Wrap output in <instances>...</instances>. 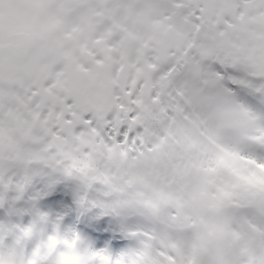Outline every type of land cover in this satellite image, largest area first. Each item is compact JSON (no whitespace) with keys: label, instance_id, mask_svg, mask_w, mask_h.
Listing matches in <instances>:
<instances>
[{"label":"snow or ice","instance_id":"1","mask_svg":"<svg viewBox=\"0 0 264 264\" xmlns=\"http://www.w3.org/2000/svg\"><path fill=\"white\" fill-rule=\"evenodd\" d=\"M146 3L180 39L127 72L120 58L97 68L95 77L118 94L109 110H76L58 73L0 75L4 179L39 163L134 189L153 210L167 207L148 250L131 261L97 254L96 264H207L219 243L229 264H264V70L245 71L217 50L246 15H264V0Z\"/></svg>","mask_w":264,"mask_h":264},{"label":"rangeland","instance_id":"2","mask_svg":"<svg viewBox=\"0 0 264 264\" xmlns=\"http://www.w3.org/2000/svg\"><path fill=\"white\" fill-rule=\"evenodd\" d=\"M106 1L109 3L104 7L98 6L95 9L97 29L94 49H92L93 63L85 66L79 54L75 52L74 46L64 52L67 53L69 61L70 85L66 94L71 97L73 107L79 111L109 110L117 103L118 94L114 88L95 77L97 68L111 67L113 61L120 58L127 72L128 67L139 60V50L143 56L152 51H164L174 46L180 39L176 26L165 16L150 9L146 0ZM80 2L81 0H78L73 9L77 16H79ZM101 2L105 3V0ZM28 18L22 8L21 22L27 24ZM69 32V37L73 38L72 44L76 42L75 45L85 37L78 20L70 23ZM71 32H75L78 39ZM217 50L221 55L238 63L245 71L264 70V15L257 13L246 15L230 35L226 34L223 37V43ZM28 59L19 64L16 63L18 61L12 62L0 58V75L18 79H36L38 75L43 77L44 75L37 74L32 61ZM44 62L50 67L56 66L53 61ZM39 67L41 71L42 66ZM53 73L55 72L52 71L51 74ZM208 87L212 91L216 86L210 83ZM119 102H126L123 94L119 95ZM26 127L32 130L35 127L34 121L29 122ZM3 170L8 171L7 168ZM106 194L108 197V193ZM101 199L105 198L102 196ZM54 201L56 204L51 202V198L44 197L39 201L37 213L28 210V213L21 216L23 218L20 227L24 229L26 235L20 241H16L8 228L0 225V258H6L7 264H64L68 258H71L75 264H96L97 254L108 256L113 260L131 261L137 254L149 249L148 236L154 230H162L160 217L167 212V207L163 204L153 210L145 203L146 214L141 218L133 216L122 218L123 229H121L115 217L111 219L105 213L99 214L98 211L101 209L95 211L97 215L91 222L93 225H88L85 212H80L78 209L76 212L70 208L71 201L68 202L66 194L60 201L54 197ZM52 207L57 209V215L53 214L55 211L51 210ZM42 213L45 217L44 221H38L33 216ZM112 213L117 215L114 211ZM82 224L84 228L80 226ZM123 239L133 242L129 246H124L120 242ZM69 242H74V246L70 248Z\"/></svg>","mask_w":264,"mask_h":264},{"label":"trees","instance_id":"3","mask_svg":"<svg viewBox=\"0 0 264 264\" xmlns=\"http://www.w3.org/2000/svg\"><path fill=\"white\" fill-rule=\"evenodd\" d=\"M0 171V225L8 228L16 241H20L26 235L24 229L20 227L23 218L21 216L28 213V210L37 213L39 201L44 197L51 198V202L56 204L54 197L60 201L66 194L76 209L85 212L89 224L97 215L95 211L100 209L99 214L105 213L110 218L114 211L120 225L122 218L130 216L141 218L146 214L145 202L137 195L136 190L131 188L121 189L110 182H88L80 174H68L58 168L39 163L24 168L16 167L8 180L4 179L8 171L3 169ZM102 196L105 199H101ZM51 210L57 215L55 207ZM33 216L38 221L45 219L43 213Z\"/></svg>","mask_w":264,"mask_h":264},{"label":"flooded vegetation","instance_id":"4","mask_svg":"<svg viewBox=\"0 0 264 264\" xmlns=\"http://www.w3.org/2000/svg\"><path fill=\"white\" fill-rule=\"evenodd\" d=\"M77 2L78 0H0V46L15 41V36L21 32L39 37L42 42L30 54L29 59L37 74L44 76L38 75L35 78L43 79L53 71L59 73L61 78H67L70 85L68 55L64 52L74 46L81 61L82 51L86 50L92 55L97 29L95 9L109 3L106 0L105 3L101 0H81L78 5L79 16H77L78 14L75 15L73 12ZM22 8L29 17L27 24L20 20ZM77 20L85 32V37L77 42L79 46L82 45L80 47L75 45L76 42L72 44L73 38L69 37L70 23ZM71 34L76 33L71 32ZM75 38L78 39L77 36ZM98 53L100 54L99 50ZM0 58L16 62L6 55H0ZM45 60L53 61L56 66L50 67L44 62ZM92 60H94L93 56ZM39 66H42L41 71L38 69Z\"/></svg>","mask_w":264,"mask_h":264},{"label":"water","instance_id":"5","mask_svg":"<svg viewBox=\"0 0 264 264\" xmlns=\"http://www.w3.org/2000/svg\"><path fill=\"white\" fill-rule=\"evenodd\" d=\"M41 42L42 39L39 37L21 32L15 36V41L0 46V55H6L15 61L24 62ZM82 56L86 64L91 63L90 53L83 51ZM138 56L139 60L143 58L141 50L138 51Z\"/></svg>","mask_w":264,"mask_h":264},{"label":"clouds","instance_id":"6","mask_svg":"<svg viewBox=\"0 0 264 264\" xmlns=\"http://www.w3.org/2000/svg\"><path fill=\"white\" fill-rule=\"evenodd\" d=\"M234 228H238V225H233ZM193 243L197 242L199 236L197 233L193 232L192 234ZM207 264H217L218 261H223V264H229L231 260L230 252L227 246L223 243L215 244L210 249L207 255ZM0 264H7L6 258H0Z\"/></svg>","mask_w":264,"mask_h":264}]
</instances>
